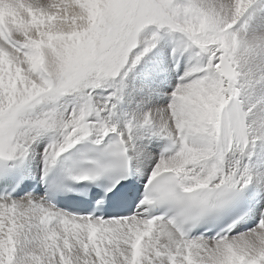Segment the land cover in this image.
Instances as JSON below:
<instances>
[{
  "label": "snow or ice",
  "instance_id": "6c2138e0",
  "mask_svg": "<svg viewBox=\"0 0 264 264\" xmlns=\"http://www.w3.org/2000/svg\"><path fill=\"white\" fill-rule=\"evenodd\" d=\"M0 9V264H264V206L254 226L235 214L264 141V0H0ZM161 33L177 37L173 57L195 63L140 127L174 151L155 163L128 214L104 218L95 213L132 195L124 179L132 125L120 131L111 118ZM50 133L44 175L87 142L96 153L84 161L90 169L71 178L118 173L107 203L80 215L49 203L54 192L17 191L21 165ZM157 206L171 215H152Z\"/></svg>",
  "mask_w": 264,
  "mask_h": 264
},
{
  "label": "bare ground",
  "instance_id": "6f19581e",
  "mask_svg": "<svg viewBox=\"0 0 264 264\" xmlns=\"http://www.w3.org/2000/svg\"><path fill=\"white\" fill-rule=\"evenodd\" d=\"M251 15H252V10H250L249 13H246V16H251ZM243 22H244V18H242L241 22L238 23L239 27H241ZM153 30L154 29L152 28V26H149L143 32L144 36L148 35L149 37L151 33L153 32ZM160 36L162 40L159 39L157 41L156 47H157V44H160L165 48V46L163 45V40L165 38V35L160 34ZM140 39L142 41V37H140ZM174 39L176 41L177 37H175ZM168 44L169 43H167V45ZM173 47H174V44L173 45L171 44V47L166 46V51L167 52L170 51L171 53ZM154 53L155 52H153L150 55H154ZM188 61L187 62L178 61L176 64V67H172L174 70V75H175L174 78L172 79L174 80L175 83H177L178 77L183 74L182 70L185 71L188 68V65H187ZM151 62L152 61H148V64L151 65L152 64ZM193 63L194 62H192V64ZM173 87L175 86H169L171 90H173ZM148 92H149V88L143 87V86L129 91V93L134 96H140ZM160 96L162 98V101L159 100L157 104H154L152 106L151 113H155L158 109H161L167 106L163 104V101L165 100V94L163 95L161 94ZM165 101L167 102L170 101L169 94H168V100H165ZM127 103H128L127 104L128 112H125V111L121 112L119 116L113 115L111 118V123L116 125L118 130L120 131L124 130L125 124L132 125V129H133L131 133L132 140H131V145L128 151V156H129L130 166H131V173H132L131 177L135 185L142 187L144 184H146L148 175L150 174L155 163L160 158L166 157L167 155H171L173 151H169V149H167L166 147L164 148L165 141L167 139L159 135H154L151 128L140 127V124L143 120L144 115L148 113V109L140 105H138V108H136L135 104H132L131 100L129 99H127ZM259 107L260 106L258 105L257 108L253 109V114L250 116V121L254 118L255 113L258 112ZM118 108L125 110V105L123 106V108H121V106H119ZM55 138L56 137L51 133L46 134L40 138V142L33 144L32 150L28 158L24 161L23 165H21V173L23 175L22 186L28 185V183L31 181L39 182V179L44 176L42 153L44 152L45 148L41 145L47 146ZM161 139L163 140V142L160 147L159 144L161 142ZM151 145H153L154 147H152ZM255 152H256V155L253 156L251 162L249 163L250 174L253 176V180L251 184L244 190L246 198L250 204V208H249L246 218L239 224V225H244V226L249 223L252 224V226H254L255 223L259 219V215H254L253 211L256 209H259L261 206H264V183H262V181H264V168H259L257 166L258 157L264 158V141H260V140L257 141ZM33 195L42 196L39 193L33 194ZM138 211H143V209H139ZM241 230L243 229L241 228Z\"/></svg>",
  "mask_w": 264,
  "mask_h": 264
},
{
  "label": "rangeland",
  "instance_id": "374dc122",
  "mask_svg": "<svg viewBox=\"0 0 264 264\" xmlns=\"http://www.w3.org/2000/svg\"><path fill=\"white\" fill-rule=\"evenodd\" d=\"M4 16V11L0 9V19H2ZM237 28L239 25L237 24ZM153 28V27H152ZM164 34V33H161ZM150 35V34H149ZM165 35V38L163 40V45L165 48L157 44L156 48H153L144 58L141 60V62L129 73L128 77L125 80V89L123 93V101L118 105L123 108L125 105V110L117 109L115 110L114 115L119 116L121 112H128L127 111V99L131 100L132 104H135V107L138 108V105L146 107L148 109V113L151 112V108L154 104H157L160 101H162L161 94H165V100H168V94L172 91L169 86H176V83L172 78H174V70L172 67H176V64L178 61L180 62H187L188 61V67L192 66L195 62L192 61L190 54H184L183 56H177L173 57L170 53V51H166V46L171 47V44L175 46V35ZM142 41L143 39H146L148 35L144 36L142 33L141 35ZM163 38V36H162ZM161 39V38H160ZM162 40V39H161ZM167 43H169L167 45ZM143 46V44L141 45ZM165 49V50H163ZM153 52L154 55H150ZM148 61H152L151 65L148 64ZM192 62H194L192 64ZM184 70H182V73ZM148 87L149 92L142 94L140 96H134L129 93V91L138 88V87ZM174 88V87H173ZM167 91L165 92L164 91ZM107 93H104L106 95ZM164 97V96H162ZM102 98V97H101ZM163 101L164 105H167L169 101ZM65 106L68 111H71V108L73 106L72 101L69 99L65 102ZM124 115V113H123ZM133 130V129H132ZM143 134V133H142ZM144 136V135H143ZM150 138V137H149ZM40 142V139L38 140ZM163 141L160 142V147ZM44 148L46 146L41 145ZM154 147L153 145H151Z\"/></svg>",
  "mask_w": 264,
  "mask_h": 264
}]
</instances>
